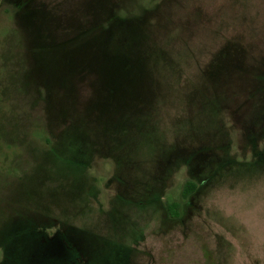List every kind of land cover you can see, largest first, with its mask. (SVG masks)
Listing matches in <instances>:
<instances>
[{
	"label": "rangeland",
	"instance_id": "374dc122",
	"mask_svg": "<svg viewBox=\"0 0 264 264\" xmlns=\"http://www.w3.org/2000/svg\"><path fill=\"white\" fill-rule=\"evenodd\" d=\"M0 264H264V0H0Z\"/></svg>",
	"mask_w": 264,
	"mask_h": 264
},
{
	"label": "trees",
	"instance_id": "16d2710c",
	"mask_svg": "<svg viewBox=\"0 0 264 264\" xmlns=\"http://www.w3.org/2000/svg\"><path fill=\"white\" fill-rule=\"evenodd\" d=\"M23 8H24V6H23ZM24 10H25V8L23 9V11ZM32 15L33 14H31V15L28 14L27 15V17H30V19H29V26H31V17L33 18ZM32 25H33V23H32ZM128 31H129L130 34H133V31L131 29H128ZM87 40H88V38H87ZM88 42H90V41H88ZM117 42H120V44L124 45V46H122V48L126 47L129 50L130 49V46H133V44L135 43V38L133 37V35H128L127 37H124L123 36L122 41H117ZM128 66H129V68H131V63L128 62V65L126 66V68ZM126 74L127 75L129 74L130 75L131 73L129 71H127ZM139 74L140 73H138V75ZM50 79H51L50 77H46L45 82L42 83V84L45 85L47 94L48 93L50 94V92L52 93V86H54V83ZM132 80H133V82H135L136 78L135 79H132ZM106 88H107L106 91L110 95L109 100L107 102H105V104H106L105 106L106 107L107 106L114 107V104H113V99L114 98H115V101H117V105L115 107L119 106L118 104H120V105L123 104L128 99V97L126 96V93H125L123 87L120 86L119 82H118V85L117 86H115L113 83H110V85L108 84ZM49 94H48V96H49ZM71 133L72 132H70L69 134H67V137L68 138H65V139H69V142L70 143L67 145V147L69 148V150L72 153H74V151H79L78 150V146L80 145V138L79 137H75L74 135H71ZM57 157H61L64 161L65 160H70L74 164H79V166H81L84 163L82 161L83 159H80V157H74V154L71 155V156L59 155ZM197 190H198V184L195 181H193V180H188L184 184V187L182 189V193H181L182 199L183 200H188L192 195H194L197 192ZM165 210H166V212H167L168 217L170 218V220L171 219H179L181 217L180 203H178V202L166 204ZM5 251H7V248L5 249ZM8 256H9V253H8ZM8 256H6V257H8ZM62 261L63 260H61L60 262H62Z\"/></svg>",
	"mask_w": 264,
	"mask_h": 264
},
{
	"label": "flooded vegetation",
	"instance_id": "af4514ba",
	"mask_svg": "<svg viewBox=\"0 0 264 264\" xmlns=\"http://www.w3.org/2000/svg\"><path fill=\"white\" fill-rule=\"evenodd\" d=\"M5 249V248H4Z\"/></svg>",
	"mask_w": 264,
	"mask_h": 264
}]
</instances>
